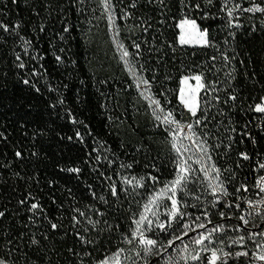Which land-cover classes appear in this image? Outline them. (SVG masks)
<instances>
[{
    "label": "trees",
    "instance_id": "16d2710c",
    "mask_svg": "<svg viewBox=\"0 0 264 264\" xmlns=\"http://www.w3.org/2000/svg\"><path fill=\"white\" fill-rule=\"evenodd\" d=\"M256 2L264 3V0ZM112 3L118 17L123 16L124 9L132 13L127 20H116L117 39L130 52L136 51L132 48L133 41L141 44V55L135 59L144 64L146 71L139 74L148 79L155 75L157 82L152 91L157 93L162 104L165 100L158 93L164 88H176L179 78L189 69L200 71L196 66L205 61L209 66L215 64L219 71L206 73L209 79L221 82L218 85L221 103L213 108L212 114L221 109L224 115H216L209 125L217 137L209 143L221 144L218 149L213 148L212 155L221 169L235 170V179L228 185L230 192L241 183L247 185L264 155V122L249 110V105L264 96V28L259 23L260 14L249 20L247 17L251 14L244 13L239 21L242 27L235 30L234 40L228 37L222 19L205 21L212 25L210 34L220 51L177 47L173 52L169 44H174L177 36L175 23L182 14L180 0H166L167 9L150 4L148 0H138L136 8H128L130 0H112ZM243 6H249L246 0ZM219 9L220 0L207 8L210 13L222 16ZM161 11H164L163 16ZM0 13V20L6 24L20 23L21 34L33 43L29 51L44 57L34 60L31 55L25 56L27 67L18 69L14 51L21 52V47L17 46L19 40L0 30L3 37L0 42V133H3L0 136V211L5 213L0 217V249H18L13 254V259L20 256L17 264H27L29 260L34 264H80L82 259L84 264H93L94 259L114 252L118 245L123 246L118 239L119 233L128 231L130 215L138 211L134 203L129 204L130 198H126L125 193H120L118 201L113 198L109 184L114 182L119 190L121 177L129 171L137 177L151 173L161 182L172 179L174 168L168 134L163 128L155 127L151 108L140 96L143 85L136 88V81L120 61L112 40L114 29L98 0H84L83 4L78 0H17L16 3L0 0ZM193 16L198 18V13L194 12ZM41 24L45 26L43 32H40ZM66 25L71 28L70 33H63ZM60 34L64 35V41L59 39ZM226 37L227 45L224 43ZM61 48L65 51L60 52ZM224 49L230 58L234 57L230 62L219 58L209 61L210 56L219 57ZM193 51L196 55H192ZM55 55L62 56L64 63L58 64ZM139 67L136 64V68ZM33 69L44 75H31ZM232 69H235L232 73L235 79L229 80L224 73ZM165 76L171 79L164 80ZM25 78L39 87L40 92L31 84L25 85ZM229 93L238 96L234 110L232 103H223ZM58 96L65 103L53 109L50 104L55 103ZM167 99L172 103L166 104V108L177 107L174 95L169 94ZM177 113V119L189 120L186 111L177 108ZM73 118L83 123L73 124ZM232 127L237 132L226 131ZM242 131H250L256 143L246 138L240 143L238 133ZM77 132L83 137L82 142ZM229 135L235 142L227 139ZM228 143L233 144L230 150L225 147ZM17 151L23 158L16 157ZM242 151L251 159H239ZM109 161L115 162L109 164ZM121 163H132L133 168L122 169ZM69 167H79L82 171L75 174L61 170ZM159 186L162 184L156 185ZM140 191L145 193L144 189ZM146 191L151 192L153 188ZM93 192L97 198L93 197ZM101 195L107 199V204L98 199ZM32 197L39 201L53 222L62 225L61 228L53 231L43 218L38 220L39 226L32 224L31 213L27 210L34 202ZM22 199H27L28 203L20 205L18 202ZM73 208H80L92 219H100L101 227L107 220L113 225V231L97 235L86 222L74 228ZM97 209L105 215L97 216ZM212 219L220 221L215 213ZM116 224L119 230L115 229ZM85 227L89 231L85 232ZM77 231L97 240L96 248L82 245ZM42 233L47 234V240ZM33 234L40 240L39 248L30 245ZM9 240L11 245L7 243ZM87 251L93 252V256H85ZM23 253H27V257Z\"/></svg>",
    "mask_w": 264,
    "mask_h": 264
},
{
    "label": "snow or ice",
    "instance_id": "6c2138e0",
    "mask_svg": "<svg viewBox=\"0 0 264 264\" xmlns=\"http://www.w3.org/2000/svg\"><path fill=\"white\" fill-rule=\"evenodd\" d=\"M16 2L17 0H12V3ZM78 2L83 4L84 0H78ZM244 2L245 0H220L219 12L223 13L221 16L212 14L207 10L209 6H215L216 0H180L182 14L175 23L178 32L175 43L169 44V47L173 52L176 51L177 47L220 51L215 38L210 34L212 25L204 22L222 19L228 37L234 40L235 30L242 27L239 21L244 13L251 14L247 17L249 20L256 14H260L259 23L261 28H264V3L246 0L249 6L244 7ZM98 3L102 6L109 25L114 29L112 40L117 52H119L120 61L136 81V88L140 89L143 85L140 96L148 102V106L151 108V115L156 122L155 127L163 128L168 134L167 143L170 144L174 174L172 179L161 182L158 176L151 173L146 177H137L129 171L128 175L121 177L119 190L114 182L109 184L110 194L113 198L118 201L120 193H125V197L130 198L129 204L134 203L138 211L131 213L128 231L119 233L118 239L120 245L123 246L118 245L114 252L106 253L100 259H94L93 264H264V175H260L253 185L257 190L255 195L258 198L240 195L241 192H249V186L244 183L239 184L230 192L228 185L235 179V170L230 167L221 169L217 166L213 160L212 150L213 148L218 149L221 144L217 143L213 146L209 143L210 139H217L209 125L216 119V115L223 116L224 112L217 109L216 113L212 114L213 108L221 103V98L218 95L221 90L218 85L221 82L218 79H209L206 73L210 74L219 70L215 69L214 63L209 66L208 61L196 66L201 69L200 71L189 69L187 74L179 78L176 88H164L158 93L165 100V104H162L161 99L157 98V93L152 91L153 84L157 82L155 75L148 79L139 74L146 71L144 64L135 59L141 55V44L133 41L132 48L136 51L130 52L124 43L117 39L119 27L116 20H127L131 18L132 13L124 9L123 16L118 17L112 0H98ZM148 3H155L161 9L168 7L166 0H148ZM137 4L138 0H130L128 8H136ZM194 12L198 13V18L193 16ZM161 15H164V11H161ZM161 23L164 21L161 20ZM21 27L19 22L9 25L0 20V30L9 36L17 37L19 40L17 46L21 47V52L14 51L15 66L23 70L27 67L24 61L25 56L31 55L34 60L37 57L39 59L44 57L38 52L33 55L29 51L33 48V43L21 34ZM44 30L45 26L41 24L40 32ZM147 30V28L144 29L145 32ZM252 30H256L255 24L252 25ZM62 31L63 33H70L71 28L66 25ZM59 39L64 41V35L60 34ZM0 42H3L2 36H0ZM224 43L229 44L227 37ZM64 51L63 48L60 49V52ZM192 55H196V51H193ZM218 58L230 62L234 57L230 58L227 55V49H224L220 52L219 57L210 56L209 61L215 62ZM55 59L58 64L64 63V59L60 55H55ZM136 64L140 65L139 69L136 68ZM234 71L235 69H232L224 75L229 80H233L235 79L232 74ZM31 75L43 76L44 73L33 69ZM169 79H171L170 76L164 77V80ZM23 83L25 85L31 84L38 93L40 92V88L36 87L30 79H23ZM228 87H231L230 83ZM50 90L54 91V89ZM224 90L227 91V88ZM169 94L175 96L177 107L166 108V104L172 103L171 100L167 99ZM237 99L236 94L229 93L223 103L225 105L232 103L234 110V102ZM64 103L63 98L58 96L56 102L50 104V107L56 109ZM177 108L186 111L189 116L188 121L177 119ZM249 110L258 114V118L264 122V96H261L258 102L249 105ZM72 123L83 122L73 118ZM219 123L222 124L223 121H219ZM247 127L248 125L245 124L244 128L247 129ZM226 131L235 133L237 129L232 127ZM238 134L241 136L240 143H243L245 138L253 144L256 143V139L250 131H242ZM0 136H3V133H0ZM76 136L82 142L83 137L79 132L76 133ZM68 139L71 140L72 137H68ZM227 139L235 142L232 135H229ZM232 146V143H228L225 147L230 150ZM15 155L17 158H23L20 151H17ZM238 155L239 159L244 161L251 159L246 151H242ZM239 159L237 168L241 166ZM114 162L109 161V164ZM119 167L131 170L133 164L121 163ZM258 168L264 170V162L258 163ZM61 170L75 174L82 171L79 167ZM17 175L19 174L17 173ZM106 179L111 180V177H106ZM158 184H162V186L156 187ZM149 187L153 188V191L147 192ZM142 189L145 190V193L140 191ZM92 195L97 198L94 192ZM98 199L105 204L108 203L103 195ZM32 200L34 202L28 205L27 210L31 213L29 220L33 225L39 226L38 220L43 218L47 220L53 231L62 227L48 217L46 210L39 201L35 200V197H32ZM18 203L25 205L28 201L22 199ZM72 211L75 213L71 217L74 228L86 222L87 225H91L92 230L97 232V235L105 231L110 233L113 231V225L109 224L107 220L103 221L104 226L101 227L100 219H92L88 213L80 208H73ZM95 211L99 217L105 215L98 209ZM213 213L219 216V222L213 221ZM4 215L5 213L0 211V217H4ZM114 227L119 230V224ZM84 230L85 232L89 231L87 227ZM42 235L45 240L48 239L46 233H42ZM76 236L82 245L93 249L99 243L95 239L81 235L79 231L76 232ZM185 237L188 238L187 241ZM177 241L180 243L177 244ZM7 243L11 245L12 241L9 240ZM30 245L38 248L40 246V240L35 238V234H33ZM233 248L239 250L233 251ZM15 251L18 249L11 247L0 249V264H17L20 256L13 259ZM69 252H73V249H69ZM22 255L27 257V253ZM84 255L92 257L93 252L87 251ZM27 264H34V262L29 260ZM80 264H84L83 259Z\"/></svg>",
    "mask_w": 264,
    "mask_h": 264
},
{
    "label": "built area",
    "instance_id": "2783aa9c",
    "mask_svg": "<svg viewBox=\"0 0 264 264\" xmlns=\"http://www.w3.org/2000/svg\"><path fill=\"white\" fill-rule=\"evenodd\" d=\"M264 162V155L263 158L260 160L259 163ZM260 175H264V170L259 169L258 166H256L254 173H253V178L252 180L247 184L249 186V192L248 193H244V196H248L249 198H258L256 197V189L253 187V185L255 184V182L257 181V179L259 178ZM243 206V205H242Z\"/></svg>",
    "mask_w": 264,
    "mask_h": 264
},
{
    "label": "rangeland",
    "instance_id": "374dc122",
    "mask_svg": "<svg viewBox=\"0 0 264 264\" xmlns=\"http://www.w3.org/2000/svg\"><path fill=\"white\" fill-rule=\"evenodd\" d=\"M185 143H187L186 141H185ZM213 160H214V158H213ZM215 161V160H214ZM216 162V161H215ZM217 164V163H216ZM218 166V165H217ZM163 218V217H162Z\"/></svg>",
    "mask_w": 264,
    "mask_h": 264
}]
</instances>
